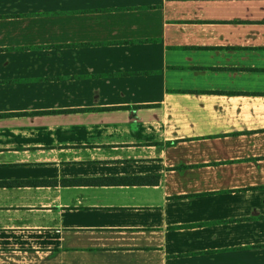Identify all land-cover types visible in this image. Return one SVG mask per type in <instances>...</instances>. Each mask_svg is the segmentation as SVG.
Listing matches in <instances>:
<instances>
[{
  "label": "crops",
  "instance_id": "0c3cea01",
  "mask_svg": "<svg viewBox=\"0 0 264 264\" xmlns=\"http://www.w3.org/2000/svg\"><path fill=\"white\" fill-rule=\"evenodd\" d=\"M0 264H264V0H0Z\"/></svg>",
  "mask_w": 264,
  "mask_h": 264
},
{
  "label": "trees",
  "instance_id": "16d2710c",
  "mask_svg": "<svg viewBox=\"0 0 264 264\" xmlns=\"http://www.w3.org/2000/svg\"><path fill=\"white\" fill-rule=\"evenodd\" d=\"M123 181L128 182V183H132V182L138 181V179H136V178H124ZM4 183L9 184L10 182H4Z\"/></svg>",
  "mask_w": 264,
  "mask_h": 264
}]
</instances>
